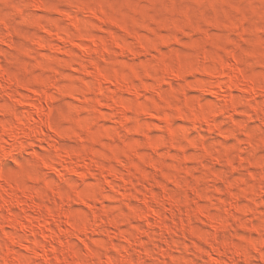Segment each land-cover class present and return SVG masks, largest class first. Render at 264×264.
Masks as SVG:
<instances>
[{"label": "rangeland", "instance_id": "1", "mask_svg": "<svg viewBox=\"0 0 264 264\" xmlns=\"http://www.w3.org/2000/svg\"><path fill=\"white\" fill-rule=\"evenodd\" d=\"M0 75V264H264V0H0Z\"/></svg>", "mask_w": 264, "mask_h": 264}, {"label": "bare ground", "instance_id": "2", "mask_svg": "<svg viewBox=\"0 0 264 264\" xmlns=\"http://www.w3.org/2000/svg\"><path fill=\"white\" fill-rule=\"evenodd\" d=\"M233 64H231L230 65V63L229 62H225L224 63V66L223 67H225L224 69H225V71H222V73L223 72H225L226 73V69H227V72L229 73V69H231V68H233V67H235V65L234 66H232ZM229 68V69H228ZM234 69V68H233ZM223 70V69H222ZM215 71H217V70H214V72ZM220 72V71H219ZM216 73H218V71L216 72ZM218 76H219V74H217ZM222 75V74H221ZM220 75V77H222ZM226 75H228V74H226ZM240 75L239 74H237L234 70H231V72L229 73V76H228V80L226 81V82H224L223 83V81L222 82H219L218 83V86H216L218 89H220L221 88V86H224V85H226V87H230V88H232V87H235V85H241V86H245V88H247L248 89V91H250V90H253L254 91V89H253V85H250V83H248L249 81H246V80H244V78L242 79L241 78V76L239 77ZM3 79H5V78H3ZM2 79V77H1V75H0V83L2 82V81H4ZM246 79V78H245ZM219 80V79H218ZM6 82V81H5ZM5 82H3V83H5ZM7 83V82H6ZM2 84V83H1ZM222 89H224V88H222ZM221 90V89H220ZM219 91V90H218ZM39 92V94L38 95H41V96H43L45 93L42 91H38ZM35 93V92H34ZM36 95V94H35ZM37 96V95H36ZM36 96H35V98H36ZM40 96V97H41ZM44 96H46V94L44 95ZM29 101V100H28ZM33 101H35L34 99H33ZM25 102H27V101H25ZM30 102V101H29ZM37 103V104H36ZM34 102L33 104H34V106L36 107H38L39 106V104H38V102ZM30 104H32V102L30 103ZM32 104V105H33ZM40 118V117H39ZM42 120V119H41ZM38 121V120H37ZM40 122V121H39ZM12 139V138H11ZM10 140V139H9ZM15 140H17L16 138H15ZM14 140V141H15ZM10 141H12V140H10ZM16 142V141H15ZM18 142V141H17ZM14 143V142H13ZM16 144V143H15ZM13 145V144H12ZM14 148H15V146H14ZM1 152L2 151H0V154H1ZM3 153V152H2Z\"/></svg>", "mask_w": 264, "mask_h": 264}]
</instances>
